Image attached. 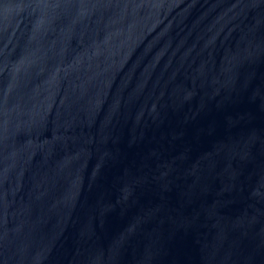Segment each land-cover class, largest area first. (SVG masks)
<instances>
[{
	"label": "water",
	"instance_id": "obj_1",
	"mask_svg": "<svg viewBox=\"0 0 264 264\" xmlns=\"http://www.w3.org/2000/svg\"><path fill=\"white\" fill-rule=\"evenodd\" d=\"M0 264H264V0H0Z\"/></svg>",
	"mask_w": 264,
	"mask_h": 264
}]
</instances>
